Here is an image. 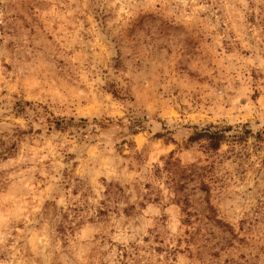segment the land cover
I'll use <instances>...</instances> for the list:
<instances>
[{
    "label": "rangeland",
    "instance_id": "1",
    "mask_svg": "<svg viewBox=\"0 0 264 264\" xmlns=\"http://www.w3.org/2000/svg\"><path fill=\"white\" fill-rule=\"evenodd\" d=\"M0 264H264V0H0Z\"/></svg>",
    "mask_w": 264,
    "mask_h": 264
},
{
    "label": "trees",
    "instance_id": "2",
    "mask_svg": "<svg viewBox=\"0 0 264 264\" xmlns=\"http://www.w3.org/2000/svg\"><path fill=\"white\" fill-rule=\"evenodd\" d=\"M113 94L118 97L119 99L123 98V97H120V92L119 91H116L114 90L113 91ZM21 106H28V105H31L30 103H22L20 104ZM58 125L57 128H59L61 126L60 123H57ZM223 136V137H222ZM206 139L207 142H209V145L212 149L214 150H217L220 145H221V142L225 139L224 135H221L220 133L218 132H209V131H204V132H194V134L192 135V137L190 138V142L191 143H195L197 142L198 140L200 139Z\"/></svg>",
    "mask_w": 264,
    "mask_h": 264
}]
</instances>
